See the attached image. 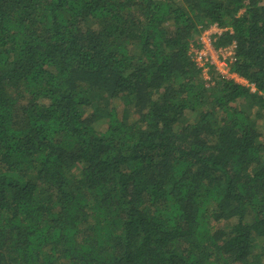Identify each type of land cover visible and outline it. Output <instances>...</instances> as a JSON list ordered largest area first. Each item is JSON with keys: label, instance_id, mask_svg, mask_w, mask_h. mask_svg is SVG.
Segmentation results:
<instances>
[{"label": "trees", "instance_id": "1", "mask_svg": "<svg viewBox=\"0 0 264 264\" xmlns=\"http://www.w3.org/2000/svg\"><path fill=\"white\" fill-rule=\"evenodd\" d=\"M0 264H264V0H0Z\"/></svg>", "mask_w": 264, "mask_h": 264}, {"label": "built area", "instance_id": "2", "mask_svg": "<svg viewBox=\"0 0 264 264\" xmlns=\"http://www.w3.org/2000/svg\"><path fill=\"white\" fill-rule=\"evenodd\" d=\"M222 30L218 29L215 26L209 27L206 29L201 36L198 38V43L200 44V48L195 47L194 44L190 45L189 54L192 56L193 62L197 67L205 69L207 63H210L217 68L220 75L225 77L226 79H234L235 82L239 83L243 86H249L247 82L240 78L239 76L230 73L228 68L226 67L223 58L228 55L229 52L222 51L223 54L217 53L211 47V38L220 34ZM251 91H255L253 85L250 86Z\"/></svg>", "mask_w": 264, "mask_h": 264}, {"label": "rangeland", "instance_id": "3", "mask_svg": "<svg viewBox=\"0 0 264 264\" xmlns=\"http://www.w3.org/2000/svg\"><path fill=\"white\" fill-rule=\"evenodd\" d=\"M251 92H253V91H251Z\"/></svg>", "mask_w": 264, "mask_h": 264}]
</instances>
